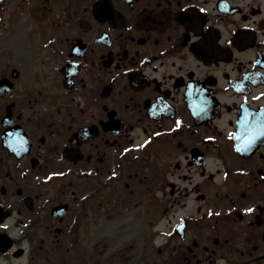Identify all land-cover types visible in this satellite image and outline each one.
Returning a JSON list of instances; mask_svg holds the SVG:
<instances>
[{"label": "flooded vegetation", "instance_id": "flooded-vegetation-1", "mask_svg": "<svg viewBox=\"0 0 264 264\" xmlns=\"http://www.w3.org/2000/svg\"><path fill=\"white\" fill-rule=\"evenodd\" d=\"M0 264H264V0H0Z\"/></svg>", "mask_w": 264, "mask_h": 264}, {"label": "snow or ice", "instance_id": "snow-or-ice-1", "mask_svg": "<svg viewBox=\"0 0 264 264\" xmlns=\"http://www.w3.org/2000/svg\"><path fill=\"white\" fill-rule=\"evenodd\" d=\"M249 143H251V141H249ZM248 211H251V209H248Z\"/></svg>", "mask_w": 264, "mask_h": 264}]
</instances>
